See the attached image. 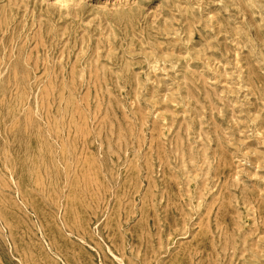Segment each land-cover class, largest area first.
Masks as SVG:
<instances>
[{
	"label": "rangeland",
	"instance_id": "rangeland-1",
	"mask_svg": "<svg viewBox=\"0 0 264 264\" xmlns=\"http://www.w3.org/2000/svg\"><path fill=\"white\" fill-rule=\"evenodd\" d=\"M0 264H264V0H0Z\"/></svg>",
	"mask_w": 264,
	"mask_h": 264
}]
</instances>
